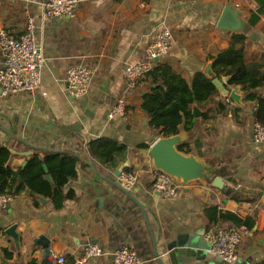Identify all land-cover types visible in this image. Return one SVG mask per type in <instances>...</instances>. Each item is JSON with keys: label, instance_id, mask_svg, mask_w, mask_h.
I'll return each instance as SVG.
<instances>
[{"label": "crops", "instance_id": "1", "mask_svg": "<svg viewBox=\"0 0 264 264\" xmlns=\"http://www.w3.org/2000/svg\"><path fill=\"white\" fill-rule=\"evenodd\" d=\"M45 1L0 0V27L20 37L32 15L45 56L36 92L5 95L0 86V147L11 152L8 164L14 170L26 166L35 154L44 158L49 151L44 148L71 151L94 167L80 159L77 176L63 188L66 198L61 207L26 186L6 208H0V264H53L37 243L43 235L50 239V254L65 255L68 264H78L90 244H98L104 254L86 264H119L114 252L124 245L138 252L142 264H159L153 235L164 252L181 235L200 234L206 239V232L231 225L212 223L207 210L213 207L255 218L256 225L239 245L238 261L264 264V143L253 137L258 100L248 98L250 94L264 98V86L250 92L229 82L227 87L237 91L241 104L218 89L207 101L192 105L199 112L194 113L191 130H186L185 122L180 126L186 137L182 143L221 170L225 188L196 180L170 198L150 188L153 166L148 152L162 136L142 108L150 80L143 78L129 88L125 77L126 66L143 57L163 28L171 29L173 39L159 61L171 65L189 83L230 46L233 33L247 35L246 60H264V14L252 25L254 0H82L71 18L46 16ZM226 5L239 10L244 29L218 28ZM3 61L0 49V67ZM80 64L94 73L86 93L75 96L68 91L66 72ZM121 97L127 98L126 116L110 118ZM99 138L126 145L125 157L113 166L89 156L88 144ZM125 162L123 171L140 172L141 184L129 191L142 206L112 183L118 182L115 172ZM45 172V178L51 175ZM47 180L55 189L53 177ZM70 192L73 197H68ZM11 225L17 226L18 239L7 235Z\"/></svg>", "mask_w": 264, "mask_h": 264}, {"label": "trees", "instance_id": "2", "mask_svg": "<svg viewBox=\"0 0 264 264\" xmlns=\"http://www.w3.org/2000/svg\"><path fill=\"white\" fill-rule=\"evenodd\" d=\"M254 3L255 7L250 16L252 25L264 14V0H254ZM246 40V34L233 33L230 46L213 57L212 69L217 76H230L231 84H241L244 90L251 92L254 88L264 86V60H246ZM145 78L150 80L151 90L145 94L142 108L149 115L150 125L163 136L179 133L184 122L186 130H191L195 125L192 105L207 101L218 91L207 74L198 72L189 83L171 65L162 61H157L153 71ZM248 98L258 100L256 118L264 123V98L255 94L248 95ZM178 147L184 152H190L187 143H181ZM126 152V145L108 138L95 139L88 144L89 156L113 166L116 165V160L125 157ZM10 156L9 149L0 147L1 193L16 196L27 186L32 193L49 196L56 206H62L66 198L63 188L78 173L80 159L77 156L59 151H46L44 158L35 154L26 166L18 170L9 166ZM44 163L54 179L55 189L45 178ZM68 197H73V193L70 192ZM207 216L212 223L228 221L231 223L229 226L244 224L250 231L256 225L254 217L242 218L234 212H223L217 207L208 209Z\"/></svg>", "mask_w": 264, "mask_h": 264}, {"label": "built area", "instance_id": "3", "mask_svg": "<svg viewBox=\"0 0 264 264\" xmlns=\"http://www.w3.org/2000/svg\"><path fill=\"white\" fill-rule=\"evenodd\" d=\"M82 0H46L44 13L50 18H71L76 15L77 7ZM173 33L169 28L161 29L155 39L146 47L143 57L126 66L125 77L129 88L137 85L153 71L157 61L167 55L171 48ZM0 49L4 61L0 67V86L5 95L15 93H34L41 87L42 71L45 63L44 52L36 35V21L32 15L28 16L26 30L20 37L12 36L4 27H0ZM94 70L87 64L74 65L67 69V88L71 95L81 96L86 93ZM127 98L121 97L109 112L110 118L126 116ZM253 137L257 143H264V123L256 120ZM150 188L162 197H178L182 184L170 175L151 167ZM138 170H125L118 176V182L127 190L141 184ZM13 200V196L0 192V208H6ZM250 229L242 225L216 228L206 232V239L210 243V251L216 257L234 263L239 259V245L244 237L249 235ZM104 249L98 244L88 245L78 264H86L90 258L101 256ZM119 264H142L144 261L138 252L124 245L114 252ZM53 264H68L65 255L50 254Z\"/></svg>", "mask_w": 264, "mask_h": 264}, {"label": "water", "instance_id": "4", "mask_svg": "<svg viewBox=\"0 0 264 264\" xmlns=\"http://www.w3.org/2000/svg\"><path fill=\"white\" fill-rule=\"evenodd\" d=\"M245 25L246 23L242 22L240 18L239 10L231 7L230 5H226L219 20L218 28L237 32L244 29ZM211 67L212 64H209L205 73L207 75H211L212 81L216 87L224 94L234 99L238 104H241V96L237 93V91L235 89L229 90L227 87V84L231 81V77H217ZM193 110L194 113L198 114L199 111L196 106ZM185 139L186 137L183 132L170 136H162L156 139L150 146L148 152L153 168L164 174L172 176L182 185H187L189 182L199 180L211 182L215 187L224 189L225 181L219 168H217L212 162L195 153L184 152L179 149V144L184 142ZM44 149L73 154L94 167V163L92 161L71 151L50 148ZM126 166H128L127 162L122 164L116 170V176H119L121 171H123ZM44 167L47 171V166L44 165ZM46 178L52 181L50 174H47ZM112 183L125 191V193L142 206V204L132 196L130 191L125 189L119 182L113 180ZM6 233L8 236L18 239L16 225L9 226ZM153 241L154 255L159 264H228L224 262L222 258L216 257L209 252L211 245L203 236H200V234L198 236H193L191 234L181 235L173 241L171 245L166 246V250L164 252L159 251L156 237L154 235ZM37 243H41L43 245L46 256L50 255V239L43 235L37 240ZM234 263L242 264L239 263L238 260Z\"/></svg>", "mask_w": 264, "mask_h": 264}, {"label": "rangeland", "instance_id": "5", "mask_svg": "<svg viewBox=\"0 0 264 264\" xmlns=\"http://www.w3.org/2000/svg\"><path fill=\"white\" fill-rule=\"evenodd\" d=\"M162 136H163V135H162ZM162 136H161V137H162Z\"/></svg>", "mask_w": 264, "mask_h": 264}]
</instances>
